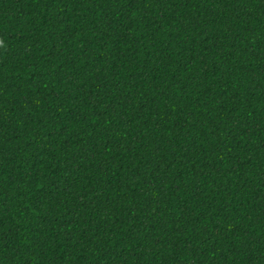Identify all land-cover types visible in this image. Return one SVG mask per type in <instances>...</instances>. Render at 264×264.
Instances as JSON below:
<instances>
[{
	"label": "trees",
	"instance_id": "1",
	"mask_svg": "<svg viewBox=\"0 0 264 264\" xmlns=\"http://www.w3.org/2000/svg\"><path fill=\"white\" fill-rule=\"evenodd\" d=\"M0 264H264V0H0Z\"/></svg>",
	"mask_w": 264,
	"mask_h": 264
}]
</instances>
